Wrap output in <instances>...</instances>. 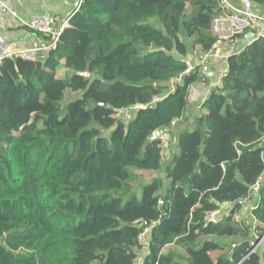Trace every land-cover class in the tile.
Masks as SVG:
<instances>
[{
    "label": "trees",
    "instance_id": "1",
    "mask_svg": "<svg viewBox=\"0 0 264 264\" xmlns=\"http://www.w3.org/2000/svg\"><path fill=\"white\" fill-rule=\"evenodd\" d=\"M223 10L80 0L44 57H1L0 264H264V40L228 56L168 159L150 139L185 116L202 80L185 62L213 50ZM133 170L163 178L133 190Z\"/></svg>",
    "mask_w": 264,
    "mask_h": 264
},
{
    "label": "crops",
    "instance_id": "2",
    "mask_svg": "<svg viewBox=\"0 0 264 264\" xmlns=\"http://www.w3.org/2000/svg\"><path fill=\"white\" fill-rule=\"evenodd\" d=\"M1 1L3 6L0 7V57L4 48L10 46L14 50L30 53L33 58L44 57L47 54L50 41L48 36L38 37L23 26L19 20H28L36 15L47 14L54 20V25L58 26L61 20L65 19L80 2V0ZM227 3L233 9H238L241 5L240 0H227ZM253 11L261 19L259 22L264 28V6L253 5ZM253 37L252 31H247L233 41L217 42L209 53L195 52L188 56L187 60L192 66L200 69L202 80L191 85L188 90V106L182 119L183 123L192 124L194 115L201 114L199 106L219 85L226 69L228 56L238 53Z\"/></svg>",
    "mask_w": 264,
    "mask_h": 264
},
{
    "label": "built area",
    "instance_id": "3",
    "mask_svg": "<svg viewBox=\"0 0 264 264\" xmlns=\"http://www.w3.org/2000/svg\"><path fill=\"white\" fill-rule=\"evenodd\" d=\"M222 8L224 9L221 14L213 18L211 22V34L216 37L217 42L230 40L236 36H241L247 31H252L254 37L253 40H264V28L262 27L261 19L254 14L253 4L250 0H240V7L238 9L230 8L227 0H220ZM2 1L0 0V7H2ZM19 22L35 32L48 36L50 46H52L60 36L64 28L69 27V23L66 19L61 20L58 26L54 25V20L47 14H40L31 17L28 20H19ZM251 41V40H250ZM18 56L24 59H31L30 53L22 50H14L10 46L4 48L1 57ZM0 57V59H1ZM187 72L192 69V64L187 60L185 62ZM151 140H159L164 148L165 153L168 148L169 135L165 129L155 130L151 136ZM208 220H214V214L207 216ZM139 243L143 246L146 245V238L144 235L139 236ZM255 248L252 249L254 251Z\"/></svg>",
    "mask_w": 264,
    "mask_h": 264
},
{
    "label": "rangeland",
    "instance_id": "4",
    "mask_svg": "<svg viewBox=\"0 0 264 264\" xmlns=\"http://www.w3.org/2000/svg\"><path fill=\"white\" fill-rule=\"evenodd\" d=\"M192 61V60H191ZM59 74L60 76H63L64 74V71L60 70L59 71ZM78 96V94L76 93H73L69 90H66L65 92V95H64V99L63 101L61 102L62 105H65L67 104L69 101L75 99L76 97ZM120 114H118V116H122L123 118L125 117V119L127 120L129 118V116H132V110H127V111H121L119 112ZM200 115V113H196L193 117V123H183L182 120H179L177 122H175L174 124H172V126L170 128H168L166 131L169 135V143H168V148L166 149V152L165 153V159H168L170 154L172 153V151H174L175 149V143H176V134L177 132L180 130V129H183V128H186V127H190L191 129L194 128V121L195 119ZM189 129V128H188ZM261 147L264 148V139L260 141V145ZM264 156V154H263ZM134 171V174H135V177L132 181H130L129 185L130 187L133 189V190H138L139 186L142 184V183H145L147 181H149L152 177L154 176H158V177H161L163 178V172L162 171H159V172H140V171H136V170H133ZM140 191H138L137 194H139ZM247 209H250V207L247 205L246 208L243 209L242 213H241V216L239 215V218L245 222H248V219H249V211ZM238 218V220H239ZM262 241L257 240L254 245V248L257 249L258 251H263L264 250V245H261ZM167 250H172L173 252L176 253L177 255V258L179 261H181L182 257L184 256V251L179 248V247H176V246H171V247H167L166 251ZM144 255V252L141 251V255L142 256ZM137 264H141V258L139 257L138 261H137Z\"/></svg>",
    "mask_w": 264,
    "mask_h": 264
},
{
    "label": "water",
    "instance_id": "5",
    "mask_svg": "<svg viewBox=\"0 0 264 264\" xmlns=\"http://www.w3.org/2000/svg\"><path fill=\"white\" fill-rule=\"evenodd\" d=\"M251 41H252V40H251ZM251 41H249V42H251ZM253 248H254V247H253ZM253 248H252V249H253Z\"/></svg>",
    "mask_w": 264,
    "mask_h": 264
}]
</instances>
